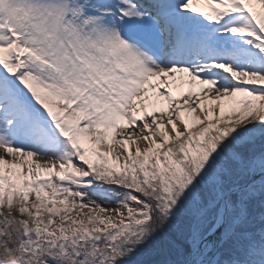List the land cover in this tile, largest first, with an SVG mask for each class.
<instances>
[{"label": "snow or ice", "instance_id": "snow-or-ice-1", "mask_svg": "<svg viewBox=\"0 0 264 264\" xmlns=\"http://www.w3.org/2000/svg\"><path fill=\"white\" fill-rule=\"evenodd\" d=\"M0 264H264V0H0Z\"/></svg>", "mask_w": 264, "mask_h": 264}, {"label": "rangeland", "instance_id": "rangeland-1", "mask_svg": "<svg viewBox=\"0 0 264 264\" xmlns=\"http://www.w3.org/2000/svg\"><path fill=\"white\" fill-rule=\"evenodd\" d=\"M105 206H109L108 203H105ZM111 206H115L114 204H112Z\"/></svg>", "mask_w": 264, "mask_h": 264}, {"label": "trees", "instance_id": "trees-1", "mask_svg": "<svg viewBox=\"0 0 264 264\" xmlns=\"http://www.w3.org/2000/svg\"><path fill=\"white\" fill-rule=\"evenodd\" d=\"M146 258H148V257H141L140 259H146Z\"/></svg>", "mask_w": 264, "mask_h": 264}]
</instances>
